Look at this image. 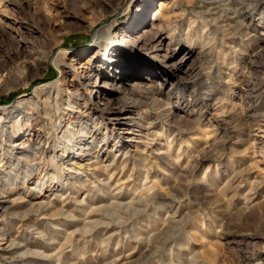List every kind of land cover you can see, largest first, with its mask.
<instances>
[{
    "label": "rangeland",
    "instance_id": "1",
    "mask_svg": "<svg viewBox=\"0 0 264 264\" xmlns=\"http://www.w3.org/2000/svg\"><path fill=\"white\" fill-rule=\"evenodd\" d=\"M142 2L0 0V264H264V0Z\"/></svg>",
    "mask_w": 264,
    "mask_h": 264
},
{
    "label": "bare ground",
    "instance_id": "2",
    "mask_svg": "<svg viewBox=\"0 0 264 264\" xmlns=\"http://www.w3.org/2000/svg\"><path fill=\"white\" fill-rule=\"evenodd\" d=\"M147 2H148V0H143V2L139 5V9L135 12V14L140 12L139 17L141 18V21L144 20V14L141 13V11H144L143 9H145L146 6L148 5ZM239 24L240 25L243 24L242 19L239 20ZM160 41H161V39L158 40L157 42L152 41L151 45L154 48H156L159 45H161ZM96 43L99 45V47H101V49L103 51V53H102L103 55L106 53H114V55L116 54L115 56H117V57L112 55V56H110V58H108V61L113 62L115 60L114 58H111V57L119 58L118 59L119 64L116 63L115 66L111 65L112 62H110V64H109L111 66L110 71L112 73L119 75L120 77H124L126 80L130 81L129 83L127 82V84H125V88H121V87L115 88L116 84H114L113 82H105V83H103V85L99 86V90H98L97 89L98 85L96 84V80H95L92 85L94 88H96L95 93L97 94V98H99L100 105H103L105 103L104 100L107 99L106 97L111 93L112 90H115L120 94L116 98L118 100L120 108H124L126 106H129V107H139V106H146V105H153V106L156 105L157 106V105L161 104V102H162L161 98L159 97V95H156V94L151 99H148L146 97V99L144 98V100L133 99V98L129 97L130 95H132L131 94L132 90L138 91L139 93H137V95H143L144 94L143 85L139 82H136V80L138 79L136 74L138 72H141L142 70L146 71L148 69L143 67L142 64H139L140 59H144L143 55L139 51L135 50L133 48V46L123 45L122 43H118V41L111 40V38H109V37L103 43H100V42H96ZM37 53L39 56V58H38L39 65L41 66L42 64H46L48 56L42 51H38ZM129 61L131 63H129ZM129 65H133L136 67L133 68L132 71L130 72V70H129L130 68L128 67ZM99 70L100 69H96V68H94V70H93L92 74L94 75V77H96V79L99 77H102L101 72ZM126 70H129V72L126 73ZM126 86H127V89H126ZM161 86H162V83H159V85L157 86V89L155 87V89L157 90L156 92L160 91ZM100 93H102V94L105 93V94H104V96H102V95H100ZM145 93H147V92H145ZM71 107H72V109L77 107L76 102H73V104H71ZM3 113L4 112H2L0 114V121H2L1 119H7L10 122L11 117L8 116L9 112H5L6 113L5 116L2 115ZM21 113H23V111L19 112V114H21ZM26 116H28V114L23 115V120H21L19 118V119H16L15 121H12L11 124L9 125V127L8 126L6 127V125L3 124L2 125V129H3L2 135L4 133H5V135L7 134L8 139L12 138L14 136L21 135L26 130V128H28V126H26V123L29 121V119ZM2 122H4V121H2ZM72 138H75V137L71 136V132H68L67 134H65V136L63 138H59V139H66L65 140L66 142L63 141V144H67L68 140L70 141Z\"/></svg>",
    "mask_w": 264,
    "mask_h": 264
}]
</instances>
